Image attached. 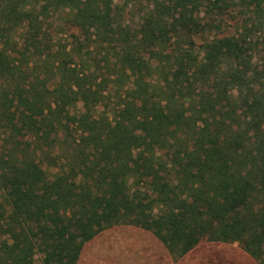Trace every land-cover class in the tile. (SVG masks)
I'll return each instance as SVG.
<instances>
[{
	"label": "trees",
	"instance_id": "16d2710c",
	"mask_svg": "<svg viewBox=\"0 0 264 264\" xmlns=\"http://www.w3.org/2000/svg\"><path fill=\"white\" fill-rule=\"evenodd\" d=\"M117 225L264 264V0H0V264Z\"/></svg>",
	"mask_w": 264,
	"mask_h": 264
},
{
	"label": "crops",
	"instance_id": "0c3cea01",
	"mask_svg": "<svg viewBox=\"0 0 264 264\" xmlns=\"http://www.w3.org/2000/svg\"><path fill=\"white\" fill-rule=\"evenodd\" d=\"M123 226L149 233L148 231L137 227L128 225ZM112 232L115 233V228ZM149 235L154 241H158L152 234L149 233ZM158 243L160 247L159 250L145 251L132 250L131 248H136L137 246L135 245L129 247L125 243H116L115 240V242L111 244L113 246L112 250L101 249L98 253L99 256L92 259H83L79 254L76 264H255V261L242 251L241 248L236 247L235 244H233V246H228V249L223 250L222 248L218 249V245H222L224 243L204 242L201 244L199 242L183 255L172 256L159 241ZM199 247L200 249L201 247L204 248L201 250L197 249ZM209 248L210 250L217 249L216 256H212L210 258L206 257L207 253L210 251L208 250Z\"/></svg>",
	"mask_w": 264,
	"mask_h": 264
},
{
	"label": "rangeland",
	"instance_id": "374dc122",
	"mask_svg": "<svg viewBox=\"0 0 264 264\" xmlns=\"http://www.w3.org/2000/svg\"><path fill=\"white\" fill-rule=\"evenodd\" d=\"M124 17L126 21L129 22V24L131 25H134L137 21L135 13L134 15L131 13L124 14ZM114 228H115V233L112 232ZM115 240L116 243L118 242L120 244L125 243L129 247L136 245L137 247L131 248L132 250L156 251L160 249L158 241H154L152 237L149 235V233H146L138 229L135 230L127 226L117 225L101 231L100 233L95 235L92 239L85 242L80 252L81 258L83 259L96 258L99 256L98 253L101 249L112 250L113 246L111 244H113ZM204 242H208V241H201L200 243L203 244ZM233 244H235L236 247L240 248L238 244H236L235 242H231V243H224L222 245H218V249L222 248L223 250H225L228 249L227 248L228 246L231 245L233 246ZM202 248L204 247H201V249ZM197 249H200V247ZM208 250H210V248ZM216 250L217 249H211L207 253L206 257L210 258L212 256H216L217 254Z\"/></svg>",
	"mask_w": 264,
	"mask_h": 264
}]
</instances>
